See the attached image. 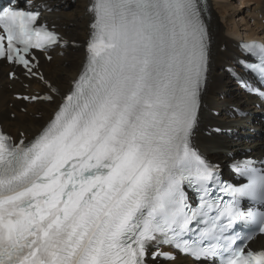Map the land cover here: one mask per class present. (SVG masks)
Here are the masks:
<instances>
[{
	"label": "snow or ice",
	"instance_id": "snow-or-ice-1",
	"mask_svg": "<svg viewBox=\"0 0 264 264\" xmlns=\"http://www.w3.org/2000/svg\"><path fill=\"white\" fill-rule=\"evenodd\" d=\"M87 10L86 61L56 103L33 50L51 62L61 38L38 10L0 8V61L49 92L17 99L56 104L31 140L0 130V264H150V254L176 264L174 252L264 264V250L247 248L264 238V161L234 164L246 180L234 186L192 144L211 54L202 0H91ZM239 47L251 59L236 63L264 83V43Z\"/></svg>",
	"mask_w": 264,
	"mask_h": 264
},
{
	"label": "bare ground",
	"instance_id": "bare-ground-1",
	"mask_svg": "<svg viewBox=\"0 0 264 264\" xmlns=\"http://www.w3.org/2000/svg\"><path fill=\"white\" fill-rule=\"evenodd\" d=\"M70 1L38 0L37 3L44 7L43 20L46 24L53 26L66 40L83 45L90 33L91 13L87 9L91 0H73V4ZM207 1L204 19L211 37L210 65L193 142L201 154L214 162L230 161L248 153L260 157L264 154V122L259 113L264 108H256V100L244 95L236 76L225 68L231 67L237 75H242L236 63L242 59L237 43L252 39L264 41V0H236V6L234 0ZM218 16L221 22L228 24L237 17L242 24L240 27L237 24L225 27L224 35ZM52 55L51 62H41V70L52 86L64 94L81 71L85 54L82 47L66 46L61 50L55 49ZM7 70L0 65V123L14 137H18L19 132L33 137L50 119L56 104L24 105L27 111L21 114L18 109L22 104L14 101L12 95L25 91L17 81L7 80ZM29 84L28 94L34 90L48 92L45 86L36 81ZM55 101L59 103L60 100L55 98ZM212 111H217L219 115L214 116ZM11 113L15 115L14 120L9 118ZM214 126L225 129L227 133L221 136L210 134L208 128ZM260 242L261 239H257L256 243Z\"/></svg>",
	"mask_w": 264,
	"mask_h": 264
},
{
	"label": "rangeland",
	"instance_id": "rangeland-1",
	"mask_svg": "<svg viewBox=\"0 0 264 264\" xmlns=\"http://www.w3.org/2000/svg\"><path fill=\"white\" fill-rule=\"evenodd\" d=\"M232 1H233V0H232ZM70 2H71V4L74 3L73 0H71ZM234 2H235V6H236V4H237V3H236V0H234ZM237 5H238V4H237ZM247 6H248V5H246V8H249V7H247ZM242 9L245 10V8H243V7H242ZM243 15L245 16V11L243 12ZM218 20H219L220 24H221L222 27H223V28H221V33L224 34V35H226V34H225V33H226V32H225V27H228V28H229V27L232 26V24H237V25L240 27L241 24H242L241 22H238V21H239V18H237V17L235 18V20L233 21V23H230V24H228L229 22H227V23H226V22H221L220 16H218ZM225 23H226V24H225ZM225 25H226V26H225Z\"/></svg>",
	"mask_w": 264,
	"mask_h": 264
}]
</instances>
